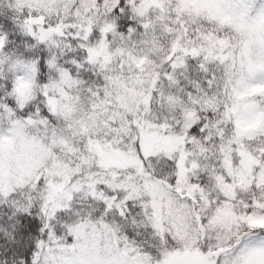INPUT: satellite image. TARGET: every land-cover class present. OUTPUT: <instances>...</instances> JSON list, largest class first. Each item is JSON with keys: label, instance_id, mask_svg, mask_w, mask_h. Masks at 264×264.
<instances>
[{"label": "snow or ice", "instance_id": "1", "mask_svg": "<svg viewBox=\"0 0 264 264\" xmlns=\"http://www.w3.org/2000/svg\"><path fill=\"white\" fill-rule=\"evenodd\" d=\"M0 264H264V0H0Z\"/></svg>", "mask_w": 264, "mask_h": 264}]
</instances>
